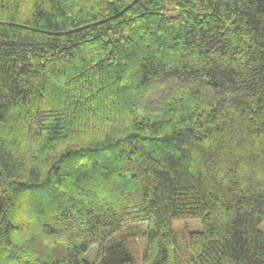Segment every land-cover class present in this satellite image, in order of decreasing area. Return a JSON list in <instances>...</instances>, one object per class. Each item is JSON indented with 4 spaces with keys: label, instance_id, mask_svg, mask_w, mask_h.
<instances>
[{
    "label": "trees",
    "instance_id": "trees-1",
    "mask_svg": "<svg viewBox=\"0 0 264 264\" xmlns=\"http://www.w3.org/2000/svg\"><path fill=\"white\" fill-rule=\"evenodd\" d=\"M191 219L264 264V0H0V264H177Z\"/></svg>",
    "mask_w": 264,
    "mask_h": 264
},
{
    "label": "rangeland",
    "instance_id": "rangeland-1",
    "mask_svg": "<svg viewBox=\"0 0 264 264\" xmlns=\"http://www.w3.org/2000/svg\"><path fill=\"white\" fill-rule=\"evenodd\" d=\"M173 231L176 236V262L177 264H194L190 261V252L188 248L189 234L202 231L203 226L200 220H175L172 224ZM144 230L145 227L142 226ZM260 230L264 233V222L260 226ZM139 246L142 247V242L138 240ZM136 264H141L140 258Z\"/></svg>",
    "mask_w": 264,
    "mask_h": 264
}]
</instances>
